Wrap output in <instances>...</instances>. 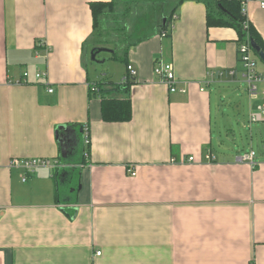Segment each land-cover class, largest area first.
<instances>
[{
    "label": "crops",
    "instance_id": "0c3cea01",
    "mask_svg": "<svg viewBox=\"0 0 264 264\" xmlns=\"http://www.w3.org/2000/svg\"><path fill=\"white\" fill-rule=\"evenodd\" d=\"M110 1L0 0V264H264V117L249 120L264 107V82L255 95L245 89L247 106L240 101L238 31L207 27L205 0H115L98 40L90 4ZM247 15L264 43L256 0ZM112 24L127 36L110 34ZM106 42L110 58L137 72L126 93L110 91L125 73L115 84L88 71ZM159 63L173 65L184 93L153 74ZM100 84L110 92L90 93ZM103 97L129 99L131 119L103 121ZM75 124L85 149L77 166L65 162L80 146ZM251 151L253 165L241 162ZM14 159L50 167L23 182ZM62 171L71 173L56 178Z\"/></svg>",
    "mask_w": 264,
    "mask_h": 264
},
{
    "label": "trees",
    "instance_id": "16d2710c",
    "mask_svg": "<svg viewBox=\"0 0 264 264\" xmlns=\"http://www.w3.org/2000/svg\"><path fill=\"white\" fill-rule=\"evenodd\" d=\"M118 1V0H117ZM165 0H157V3L164 2ZM176 6H179L182 2L186 0H175ZM207 12H206V26L207 27H231L238 31L239 34V44L245 42L246 37L251 41L253 40L260 48V50L264 53V43L261 41L257 33L254 31L252 26L248 24L247 28L244 29L243 25L245 22V18L241 14L240 5L238 2L234 0H205ZM129 5V4H128ZM116 6V1L111 0L108 3H102V2H94L90 4V11L92 14L93 19V30L96 34L97 30L100 28V21L101 17H104L106 14L110 15L112 9ZM176 9V8H175ZM173 14V13H172ZM108 15V16H109ZM127 16V9L124 11L123 18ZM171 18V17H170ZM170 18L166 20V24L160 26V33H166V37L171 36V29H170ZM169 22V23H168ZM238 52V48H237ZM252 55L255 56L264 66V62L261 61V59L258 57V54L252 50ZM117 59V58H116ZM121 60L125 66L127 71L126 61L124 59H118ZM258 73V72H257ZM127 75V73H126ZM128 77V76H126ZM134 79H127L126 81H121V85L112 86L111 92L113 91H125V93L128 91V88L130 84L134 82ZM99 88H97L98 92L101 93H107L110 91H105L102 86L103 84L98 85ZM124 87V88H123ZM97 92V93H98ZM90 93H93L90 91ZM124 93V92H123ZM101 117L102 120L105 122H128L131 119V103L130 100L124 99L119 100L114 97L105 98L103 97L101 102ZM73 129H75V134H72L76 140H78L77 143H80V146L78 144L77 148L74 150L77 155L75 158L67 159L65 162L71 163L74 166L81 165L84 162V146H83V137L82 134L79 133V131L82 129L81 126L75 124L71 125ZM79 138V139H78ZM78 171L77 168L74 169L72 172ZM71 172H64L62 171V174L58 172L56 175V178H61L63 175H67ZM61 185L59 182V187L56 191V198L58 202H61Z\"/></svg>",
    "mask_w": 264,
    "mask_h": 264
},
{
    "label": "built area",
    "instance_id": "2783aa9c",
    "mask_svg": "<svg viewBox=\"0 0 264 264\" xmlns=\"http://www.w3.org/2000/svg\"><path fill=\"white\" fill-rule=\"evenodd\" d=\"M239 3L241 14L245 18V22L243 25V28L246 29L248 24H250V21L248 19L247 10H248V3L249 0H234ZM259 9L264 10V0H256ZM175 19V17H174ZM173 19V21H174ZM170 29L172 30L173 26L170 24ZM163 37L166 36V33H161ZM40 45V44H39ZM43 46V45H41ZM238 60L241 65V78L244 81V83L247 85V90L250 94L255 95L256 87L258 83L264 82V76L257 73L255 61L252 58V48L250 46V40L248 37H246L245 42L238 45ZM127 75L122 79V81H126L129 79L136 78L137 72L136 70L131 66H127ZM153 74L157 76L163 84L167 86L169 91L171 93L179 91L184 93V89H178L177 87V79L175 77L173 65L171 63H159L154 69ZM218 77H222L224 74L221 72L217 73ZM28 74L24 73L21 80L17 81V84L26 83ZM128 76V77H126ZM37 79H43L48 82L47 80V74L46 73H37L35 75ZM211 79H213L211 76ZM91 92H98L96 87H90ZM202 91V90H201ZM48 92L51 93L52 89H48ZM258 111L256 113H251L249 116V120L251 123L261 121L264 117V107L260 106L257 109ZM87 142V139H86ZM253 156L254 153L251 151L247 155H245L243 158L240 159L241 162H248L251 165H253ZM194 160L193 157L188 158V163H192ZM11 168H18L21 169L23 172L22 181H26L27 175L32 174L37 168L39 167H50V164L48 161L45 160H38V159H25V160H12L10 162ZM127 173L131 176H135L136 172L134 169H128ZM96 255H100V253H96Z\"/></svg>",
    "mask_w": 264,
    "mask_h": 264
},
{
    "label": "rangeland",
    "instance_id": "374dc122",
    "mask_svg": "<svg viewBox=\"0 0 264 264\" xmlns=\"http://www.w3.org/2000/svg\"><path fill=\"white\" fill-rule=\"evenodd\" d=\"M120 1L123 4H127V2L131 1V0H120ZM142 1H146V4H147L150 0H142ZM134 4H135V2H134ZM125 7H126V5H125ZM167 7H169V4L167 5ZM139 10L140 9L137 5L132 6V12H138ZM123 12L124 11H122V13ZM151 13H152V10L149 12V14H151ZM109 17L111 19L115 18V16H112V15H109ZM151 18L152 17L148 16V20ZM121 20H123V19H121ZM124 26H125L124 24H122L121 26H115L114 24H112V26H111L112 31L110 34L114 35L115 37H119L120 39H124L125 35L127 36L126 29L124 31ZM101 29L102 28L100 26L99 30H97V32L95 34V37H99L98 40H100L102 32H103ZM110 44L108 45V43L106 42V44H104L102 46H105V45H108V46L102 47V48L110 49V47L112 48V45H110ZM99 45H101V44H99ZM113 48H115V47H113ZM252 58L255 61L256 68L263 67V64L255 56L252 55ZM91 60L92 59H91V55H90V59L88 61V67L87 68H88V71L90 73L94 74V72H95V81L99 82V80L102 81V79H103V80H106V81H109V82L116 84V83H119L121 81L124 73L126 74L125 65L122 62H120L118 59L110 58L109 54H106L105 52H101L97 55V60L99 63H97L96 60L91 62ZM246 88H247V85L243 82L238 94H239L240 101L247 106L248 103H247V99L245 96V93L247 91V90H245ZM235 130L237 133H239L241 135V137L244 136L245 130H243L239 125L235 128ZM254 130H255V126L251 132L254 133ZM253 140H254L252 142L253 146H250V147L252 148V150L255 153L259 154L261 152V150H263V144L257 142L255 138H253ZM239 146H242V149L240 151L241 153L250 151V147H248L246 142H243L242 140L239 141ZM75 185H76V181H73L71 187H75Z\"/></svg>",
    "mask_w": 264,
    "mask_h": 264
},
{
    "label": "water",
    "instance_id": "95a60500",
    "mask_svg": "<svg viewBox=\"0 0 264 264\" xmlns=\"http://www.w3.org/2000/svg\"><path fill=\"white\" fill-rule=\"evenodd\" d=\"M250 46L252 48L253 51H255L257 54H258V57L261 59V61L264 62V53L260 50L259 46L253 41L251 40L250 41ZM100 52H112V51H109L105 48H95L92 52H91V59L92 61H98L96 59V55L99 54ZM73 132H75L74 130H72ZM81 133V130L79 131ZM57 136V139H58V134H56ZM61 143H63V140L61 141Z\"/></svg>",
    "mask_w": 264,
    "mask_h": 264
}]
</instances>
